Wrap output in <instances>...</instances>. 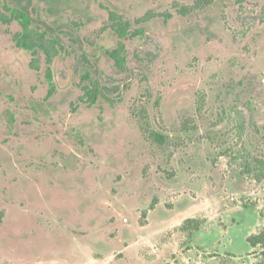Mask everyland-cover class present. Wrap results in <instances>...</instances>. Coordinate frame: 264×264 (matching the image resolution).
I'll return each instance as SVG.
<instances>
[{
	"label": "rangeland",
	"instance_id": "rangeland-1",
	"mask_svg": "<svg viewBox=\"0 0 264 264\" xmlns=\"http://www.w3.org/2000/svg\"><path fill=\"white\" fill-rule=\"evenodd\" d=\"M13 7L61 43L50 64ZM255 158L264 0H0V264H264Z\"/></svg>",
	"mask_w": 264,
	"mask_h": 264
},
{
	"label": "trees",
	"instance_id": "trees-1",
	"mask_svg": "<svg viewBox=\"0 0 264 264\" xmlns=\"http://www.w3.org/2000/svg\"><path fill=\"white\" fill-rule=\"evenodd\" d=\"M212 0H205V3H210ZM11 17L18 20L20 22V25L22 26V34L18 39L15 40L16 45L24 50H28L30 52H35V49L39 47L43 50V52L46 55V61L48 64H50L51 55H57L59 54V50L56 49V47H62L61 43L57 39H51L50 45H47L44 40V34L43 33H37L29 29V23H30V16L27 13L25 8H9ZM109 18L112 19L111 23V29L116 34V36L119 39L124 38L128 35L130 32V23L128 21H123L121 17L114 13L109 14ZM6 20V19H5ZM9 20V19H8ZM7 21V20H6ZM133 34V33H132ZM138 34H142V32L138 31ZM53 52H52V50ZM121 50H123L122 45H119L117 48H114L112 50H108L107 54L108 56L113 60L114 64L118 67L124 68L125 66V57L121 55ZM34 66L33 64H31ZM84 80L91 83L90 85L84 84L82 86V89L84 91L85 99L88 100L89 103H94L98 94H100V89L98 87L97 81L93 80L90 72L85 71L82 76ZM46 79L49 84V89L47 91L46 97L49 98L53 95L55 90V84L53 81V73L51 67H47L46 69ZM244 125L240 123L237 126V134L240 138L243 134ZM150 138L154 140L157 143L164 144L166 142L167 136L159 133L156 130H151L149 134ZM235 159V158H234ZM245 169L247 171H252L254 168L255 176L257 178L264 177V159H258L255 158L253 163H247L245 164ZM247 243L251 248L259 247L262 250V253L264 254V229L258 232L257 234H252L247 237Z\"/></svg>",
	"mask_w": 264,
	"mask_h": 264
}]
</instances>
